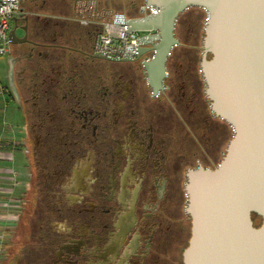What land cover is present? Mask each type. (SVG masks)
<instances>
[{"label":"flooded vegetation","instance_id":"flooded-vegetation-1","mask_svg":"<svg viewBox=\"0 0 264 264\" xmlns=\"http://www.w3.org/2000/svg\"><path fill=\"white\" fill-rule=\"evenodd\" d=\"M85 3L114 8V0H21L10 25L9 93L32 144L28 240L10 264H182L187 170L214 168L227 136L205 96L201 41L178 32V20L179 44L155 90L142 65L153 51L103 60L90 33L71 37V24L86 27L71 18ZM185 13L191 28L198 14ZM143 36L153 42L155 32Z\"/></svg>","mask_w":264,"mask_h":264},{"label":"water","instance_id":"water-1","mask_svg":"<svg viewBox=\"0 0 264 264\" xmlns=\"http://www.w3.org/2000/svg\"><path fill=\"white\" fill-rule=\"evenodd\" d=\"M155 13L129 19L141 37L137 58L151 88L160 87L180 16L205 14L201 73L214 117L232 135L214 168L188 169L185 212L191 221L182 264H264V0H144ZM14 31L9 43L15 44ZM106 60L104 57L97 56ZM132 61L126 58L122 62ZM261 218L254 225L252 215Z\"/></svg>","mask_w":264,"mask_h":264},{"label":"built area","instance_id":"built-area-1","mask_svg":"<svg viewBox=\"0 0 264 264\" xmlns=\"http://www.w3.org/2000/svg\"><path fill=\"white\" fill-rule=\"evenodd\" d=\"M146 13H155L152 7H144ZM21 0H0V55L9 54V29L15 17L22 15ZM107 12L94 11L91 3L77 7L74 17L81 25L95 24L100 26L93 44V54L106 60L122 61L135 58L142 35L131 30L129 19L125 13L113 12L106 17Z\"/></svg>","mask_w":264,"mask_h":264},{"label":"crops","instance_id":"crops-1","mask_svg":"<svg viewBox=\"0 0 264 264\" xmlns=\"http://www.w3.org/2000/svg\"><path fill=\"white\" fill-rule=\"evenodd\" d=\"M74 14L75 10L72 16ZM9 92L8 84L0 85V244L1 231L8 230L5 224L11 223L10 221L17 223L18 220L17 210L16 207L12 208V202H17L19 192L16 182L20 181L19 177L22 175L23 167L25 169L26 158L28 159L24 148H21L24 123L20 121V117L17 118L18 111L23 117L22 112L17 100L10 96Z\"/></svg>","mask_w":264,"mask_h":264},{"label":"rangeland","instance_id":"rangeland-1","mask_svg":"<svg viewBox=\"0 0 264 264\" xmlns=\"http://www.w3.org/2000/svg\"><path fill=\"white\" fill-rule=\"evenodd\" d=\"M144 4V3H143ZM124 10L127 12H129V7L127 6V4L123 3H117L114 4V8L113 9H108V12L106 14V17L109 16L110 13H115V12H122L125 13ZM105 12V11H104ZM141 13V12H140ZM126 14V13H125ZM126 16L128 18H132L129 15ZM198 17H196V23H193V25L191 26V28H189L188 26V21L186 22V14L185 16H183L182 19H179V26L177 27L178 32L180 33H184L189 29V32H193V34L198 35L199 36V41H201L202 39V28L204 26V19H205V14L203 12L201 13H197ZM132 15V14H131ZM142 16V14H141ZM72 19H75L74 15L71 17ZM76 21V20H75ZM78 22V21H76ZM79 23V22H78ZM88 26V25H87ZM100 27V26H99ZM101 29V28H100ZM99 29V31H100ZM140 35H145V33H140ZM9 54H4V55H0V85H6L9 84L8 83V76H9V71H10V62H9ZM17 99V98H16ZM23 116V114H22ZM20 117V121L22 123L23 122V117H21V113L20 111H18L17 113V118ZM22 125V124H21ZM20 126V125H19ZM23 140L21 142V148H24L26 156H27V149L28 148H32V144L30 139L26 138L25 136V130L23 129V134H22ZM21 137V138H22ZM228 140V135L225 137V141L224 144L220 147V148H224L226 142ZM30 158L28 156V159L26 158V166L25 169L23 167V171H22V175H20L19 178L20 181L16 182V186H17V191L19 192L17 194V202H12V208L15 210H17V214H18V220L17 223L10 221L11 223H7L5 224L6 226H8V230H2L1 234H2V239H1V244H0V264H10L9 258L18 251L19 253V247L21 246V243H26L28 238L26 236V225H23L25 222L24 220H27L28 215L25 216L24 214V204L26 203L27 199H28V183H29V170H30ZM18 183V185H17ZM20 190V191H19ZM19 200V201H18ZM14 204H16V206H14ZM8 209V208H7ZM11 208H9L8 210H10ZM14 211V210H12ZM16 223V225L14 224ZM15 226H17L15 228ZM5 228V227H3ZM15 228V229H14ZM10 230V231H9ZM36 231L33 230V235L35 237L36 235ZM26 251V249L24 248V252ZM13 264V263H12Z\"/></svg>","mask_w":264,"mask_h":264},{"label":"trees","instance_id":"trees-1","mask_svg":"<svg viewBox=\"0 0 264 264\" xmlns=\"http://www.w3.org/2000/svg\"><path fill=\"white\" fill-rule=\"evenodd\" d=\"M117 3H120V4L126 3L127 4V6L129 7V12H128V14L125 10H124V12L127 15H129L130 17L133 18V17L141 16L140 7L143 5L144 0H114V4H117ZM133 7H134V10L132 9ZM191 10L194 12H197V13L202 12V10H200V9H191ZM185 14L186 13L182 14L180 16V19H182L183 16H185ZM99 29H100V27L98 25H95V24H90L88 26L86 25V27H83L77 23H73V25L71 24V26H70V34H71V37L76 38L77 40H81V38L83 37V34L88 32V33H90V38H89L90 43L94 44V40L96 38V35L99 32ZM9 95L11 96L10 93H9ZM225 126H226L225 133L228 135V140H229L231 138L232 132H231L230 128L228 127V125L225 124ZM252 218H253L255 226H259L261 224V218L260 217L253 214Z\"/></svg>","mask_w":264,"mask_h":264}]
</instances>
